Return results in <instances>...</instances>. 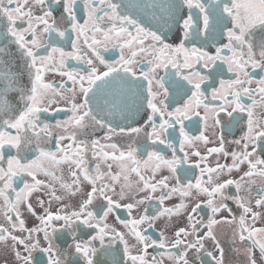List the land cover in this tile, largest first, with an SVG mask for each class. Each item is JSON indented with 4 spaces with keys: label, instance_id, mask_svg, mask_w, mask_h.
Returning <instances> with one entry per match:
<instances>
[{
    "label": "snow or ice",
    "instance_id": "1",
    "mask_svg": "<svg viewBox=\"0 0 264 264\" xmlns=\"http://www.w3.org/2000/svg\"><path fill=\"white\" fill-rule=\"evenodd\" d=\"M0 264H264V0H0Z\"/></svg>",
    "mask_w": 264,
    "mask_h": 264
},
{
    "label": "flooded vegetation",
    "instance_id": "2",
    "mask_svg": "<svg viewBox=\"0 0 264 264\" xmlns=\"http://www.w3.org/2000/svg\"><path fill=\"white\" fill-rule=\"evenodd\" d=\"M74 63V62H73ZM57 79H59V78H57ZM61 107H63L64 105L63 104H61L60 105ZM57 118H66V116H64V114H61L59 117H57ZM208 134L210 135L211 134V130L209 129L208 130ZM210 162H213L214 163V158H211V160H210ZM221 162H223V160H221ZM112 221L110 220V223H111ZM32 223H33V221H29V226H32ZM219 234V233H218ZM209 248L211 247V243H209Z\"/></svg>",
    "mask_w": 264,
    "mask_h": 264
}]
</instances>
